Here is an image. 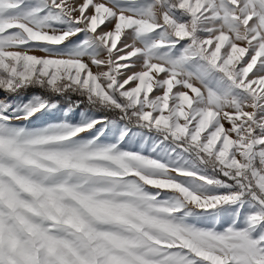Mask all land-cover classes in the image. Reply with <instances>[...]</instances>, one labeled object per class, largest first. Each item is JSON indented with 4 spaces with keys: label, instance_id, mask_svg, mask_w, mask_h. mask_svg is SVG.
Here are the masks:
<instances>
[{
    "label": "snow or ice",
    "instance_id": "6c2138e0",
    "mask_svg": "<svg viewBox=\"0 0 264 264\" xmlns=\"http://www.w3.org/2000/svg\"><path fill=\"white\" fill-rule=\"evenodd\" d=\"M0 264H264V0H0Z\"/></svg>",
    "mask_w": 264,
    "mask_h": 264
}]
</instances>
